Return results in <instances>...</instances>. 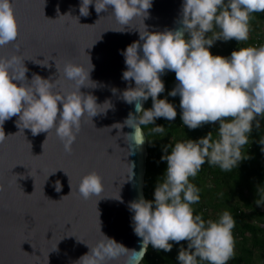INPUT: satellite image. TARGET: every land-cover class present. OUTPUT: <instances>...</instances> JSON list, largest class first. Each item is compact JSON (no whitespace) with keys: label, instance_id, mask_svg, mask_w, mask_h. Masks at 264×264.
I'll return each instance as SVG.
<instances>
[{"label":"clouds","instance_id":"clouds-1","mask_svg":"<svg viewBox=\"0 0 264 264\" xmlns=\"http://www.w3.org/2000/svg\"><path fill=\"white\" fill-rule=\"evenodd\" d=\"M90 4H94L97 13L111 6V13L121 25L113 30L127 31L125 25L130 27V21L136 17H142L144 21L149 16L152 0H81V15L89 14ZM262 11L264 0H182L180 27L149 31L145 25L143 32L138 30L140 39L121 50L127 65L122 79L130 84L131 80L135 81V86L125 88L121 97L128 103L135 102V111L139 113L136 116L130 112L124 121L134 129L126 133L130 143L144 142L141 125L151 123L154 127L149 131L163 133L165 127L155 124L156 118L172 121L177 116L174 104L167 97H159L165 90L161 75L166 69L175 72L177 83L168 95H179L183 125L195 129L218 122V135L213 139L209 131L197 139L188 138L164 146L160 159L167 162V167L163 180L156 183L154 199L140 196L129 202L133 231L142 238L138 251L128 249L103 233L99 219L100 238L92 245L83 241L89 251L72 264H110L121 256L126 257L125 264H137L149 244L167 252L173 247L170 241L182 240H187V247L181 245L177 253L180 264H198V257L210 264H225L234 254L232 229L236 222L233 216L227 210L218 220L205 221L201 214L194 215L192 204L200 200V189L189 177H195L205 161L222 170L237 166L246 158L241 149L248 142L253 122L260 127L256 117L264 115V44L236 48L228 56L213 54L210 48L217 40H247L250 14ZM209 32L211 34L207 35ZM18 34L14 0H0V46L16 40ZM24 59L19 54L0 57V143L7 136L3 130L4 122L15 115L19 131L24 133L27 128L33 135L46 131L47 139L54 129L65 152L71 153L81 118L92 119L113 107L109 100L98 104L94 95L80 90L82 86H96L90 78L94 65L90 61L91 67L85 68L71 60L59 65L54 59H36L33 61L44 67H52L49 60H54L59 75L52 80L33 73L29 80ZM61 79L71 82V88L58 90ZM93 82L95 86H90ZM149 97L152 106L144 108L143 101ZM101 106L103 110L98 111ZM114 125L123 127L120 123ZM259 143L264 146V137ZM261 150L264 151V147ZM69 184L70 193L74 191L83 199H90L103 190V178L96 170L82 175L75 188L70 177ZM55 186L59 191L58 180ZM115 198L120 199V196ZM256 203L259 205L261 200Z\"/></svg>","mask_w":264,"mask_h":264},{"label":"water","instance_id":"water-1","mask_svg":"<svg viewBox=\"0 0 264 264\" xmlns=\"http://www.w3.org/2000/svg\"><path fill=\"white\" fill-rule=\"evenodd\" d=\"M80 3L14 0L19 34L16 40L0 46V57H25L29 80L33 73L58 78L55 61L62 65L71 60L85 68L92 63L90 78L96 86L93 82L90 86L95 87L82 86L80 90L94 95L98 104L109 100L113 107L92 119L81 118L71 153L65 152L54 129L46 139V131L36 135L27 128L24 133L19 131L15 115L4 122L7 136L0 143V264H72L89 251L85 243L92 245L100 238L99 219L101 231L128 249L138 251L142 246V238L132 228L129 202L145 198L147 138L143 129L142 144L130 143L126 135L134 129L124 124L125 119L130 112L136 116L139 113L135 102L128 103L121 97L125 88L135 86L134 80L130 84L122 79L127 65L121 50L140 39L139 31L143 32L145 25L149 31L180 27L182 0H152L149 16L144 21L142 17L130 21V27L125 25L127 31L113 30L121 25L111 13V6L97 13L90 4L89 14L81 15ZM44 58L55 60H49L52 67L33 61ZM71 86V82L61 79L57 89ZM102 110L103 106L98 108ZM92 170L103 178L102 192L90 199L70 193L69 177L75 188L79 178ZM118 195L120 199L115 198ZM125 260L121 256L110 264H125Z\"/></svg>","mask_w":264,"mask_h":264},{"label":"trees","instance_id":"trees-1","mask_svg":"<svg viewBox=\"0 0 264 264\" xmlns=\"http://www.w3.org/2000/svg\"><path fill=\"white\" fill-rule=\"evenodd\" d=\"M262 16L264 18V11H262ZM210 34L211 33L209 32L207 35ZM185 36L187 37L188 34L186 33ZM232 50L233 47H229L226 50L225 56L230 55ZM173 72V70H168L162 79L164 81L165 87L169 86L171 84L170 82H177L175 72ZM159 97L163 98L162 95H159ZM151 106L152 98L149 97L145 101L143 107L150 108ZM179 122L180 121L177 120L169 121L164 117L156 118L154 123L164 125L165 127L163 133L149 131V129L154 127V125L151 123L141 125L147 138V159L144 177V195L146 199H154L153 192L156 183L157 181L163 180V175L167 167V162L160 159V157L164 154V146L160 142L163 135L166 133L173 134L175 139L172 143L166 145H174L177 141L186 140L188 138L197 139L206 135L209 131V129H207V131L205 129L203 130V126L195 129H189L186 125H182L181 127L178 126L180 124ZM254 130L256 132L252 133L251 131V133L248 134V142L243 145L241 149L242 154L245 155L246 158L239 161L237 166H234L230 170H222L218 165H211L205 161V163L202 164L201 168L198 170L197 175L195 177H189V180L200 189V192L203 188L202 176L213 174L215 177H217L222 175L223 177L227 178L228 180H232L235 183V189H230L234 195L239 193V189H242L243 184V188L245 187V189L249 188V186H254L252 189L255 199L262 200L264 204V151L261 150L264 146L259 143L261 137H264V129L255 127ZM157 151H162V155L157 153ZM170 151L171 148L169 147L168 152ZM245 202V206L249 208L252 207L249 204V199L247 197H245ZM197 212L201 213V209L199 208ZM230 213L233 216L235 222L241 218L240 211L236 207L232 208ZM253 216L256 219H260L264 217V212L255 211ZM204 220H206V218H204ZM232 234L233 236L238 234L242 238V252L240 257L241 262H244V264H249L251 261V256L253 254L252 250H248L246 248L248 238L251 237V246L262 251L261 259L263 261L262 264H264V238L259 237L258 229L253 224L245 222L241 226H238L235 223V226L232 229ZM183 242L187 243V240H183ZM170 260V251L165 252L162 249L157 250L153 248L151 244H149L147 251L145 252L139 264H168ZM200 264H210V262L207 260H200Z\"/></svg>","mask_w":264,"mask_h":264},{"label":"rangeland","instance_id":"rangeland-1","mask_svg":"<svg viewBox=\"0 0 264 264\" xmlns=\"http://www.w3.org/2000/svg\"><path fill=\"white\" fill-rule=\"evenodd\" d=\"M251 15V19L249 20L250 30L249 36L247 40L244 41H237L234 38L224 41V40H217L210 48L213 54H220L225 56L226 50L230 47L233 49L246 47V46H260L264 44V18L262 16V12H254ZM174 71V70H173ZM174 73V72H173ZM169 86L165 87L164 92L160 93L163 97H167V99L174 104L177 110V116L174 120L180 121L178 126L183 125L181 120V109L179 106L180 97L179 95L176 96H169L168 92L175 87L176 83L170 82ZM225 119H231V117H226ZM256 119L260 120V127L264 129V115H260L256 117ZM182 123V124H181ZM255 122H253V129L252 133L256 132ZM217 128L218 122L206 123L203 125V130L209 129L212 132L213 138L217 137ZM208 131V132H209ZM175 139V136L171 133H166L161 138V144L165 146L166 144H170ZM157 140V138H156ZM157 153L162 155V151H157ZM203 181V188L201 192H199L200 200L192 204L193 214H202V218H206L205 221L212 219L218 220L219 216L223 213V211L227 210L231 212L232 208L236 207L240 211L241 220L239 219L236 224L241 226L245 222H249L253 224L258 229V235L261 238H264V217L260 219H256L253 216L255 211L264 212V204L261 200V203L257 205L256 199L253 194V187L249 186V188H243L244 184L242 185V189H239V193L234 195L230 189H235V183L232 180H228L227 178L223 177L222 175L215 177L213 174H208L202 176ZM246 190V191H245ZM245 197L249 199V204L252 206L251 208L245 206ZM201 209V213L197 212L198 209ZM235 246H234V254L225 262V264H244L241 262V250H242V238L240 235L235 234L234 236ZM251 237L248 238L246 243V248L248 250H252L251 261L249 264H262L263 261L261 259L262 251L260 249L253 248L251 246ZM173 244L172 249L170 250L171 260L168 264H180V262L176 259L177 253L180 249V246L183 245L187 247V243L182 241L175 242L170 241ZM198 259V264H200V259Z\"/></svg>","mask_w":264,"mask_h":264}]
</instances>
